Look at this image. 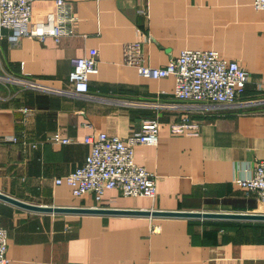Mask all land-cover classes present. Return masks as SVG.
<instances>
[{
    "label": "crops",
    "instance_id": "1",
    "mask_svg": "<svg viewBox=\"0 0 264 264\" xmlns=\"http://www.w3.org/2000/svg\"><path fill=\"white\" fill-rule=\"evenodd\" d=\"M65 1L77 22L59 41L12 44L0 29V192L67 209L264 214L257 194L236 181L264 157V10L254 0ZM55 2H34V24L47 22ZM137 29L151 39L142 44L147 64L165 67L186 49L216 50L250 73L245 93L213 110L177 99L174 77L145 78L123 63V45L139 39ZM90 49L99 71L88 93L75 94L71 59ZM183 116L196 128L173 133ZM147 119L159 122L158 144L136 146L134 159L156 176L155 199L115 188L99 204L93 194L75 197L56 183L84 163L86 135L126 139ZM57 135L71 141L55 142ZM0 225L9 264H264L260 220L41 212L0 199Z\"/></svg>",
    "mask_w": 264,
    "mask_h": 264
},
{
    "label": "built area",
    "instance_id": "2",
    "mask_svg": "<svg viewBox=\"0 0 264 264\" xmlns=\"http://www.w3.org/2000/svg\"><path fill=\"white\" fill-rule=\"evenodd\" d=\"M37 0H0V29H7L10 43H18L25 37L52 36L57 41L66 35L75 33L77 22L72 8L65 0H56V10L48 14L47 22H33V4ZM256 10H264V0H254ZM34 24V25H33ZM139 39L123 45V63L133 66L138 73L150 79L175 78L174 96L181 101L194 103L199 110H213L222 106H233L245 93L250 73L235 60L220 56L216 50L186 49L172 58L165 67H154L145 62L142 44L151 39L141 29H137ZM98 52L90 49L85 56L71 59L72 69L69 80L75 94L89 92V78L98 73ZM30 88H41L35 82L27 81ZM32 110L24 108L25 114ZM190 116L171 126L173 133H185L196 128ZM159 122L147 119L142 123L141 131L126 139L107 132L86 135L84 143L91 146L84 163L64 178H58L57 184L65 182L71 187L75 197L86 193L93 194L99 204L104 202L105 193L115 188L124 196H157L156 176L144 166L135 162V147L138 145L155 146L158 144ZM55 142L67 144L71 140L55 136ZM33 147H36L33 144ZM242 177L237 183L249 193H256L264 207V157L254 166H244ZM98 207V206H97ZM8 233L0 225V264H9L7 256ZM132 264H151L132 263Z\"/></svg>",
    "mask_w": 264,
    "mask_h": 264
},
{
    "label": "water",
    "instance_id": "3",
    "mask_svg": "<svg viewBox=\"0 0 264 264\" xmlns=\"http://www.w3.org/2000/svg\"><path fill=\"white\" fill-rule=\"evenodd\" d=\"M0 199H3L14 205L41 212H85V213H110V214H134V215H153V216H179V217H197L211 219H226L237 221H264V214L261 213H221V212H163V211H136V210H110V209H67L49 206H38L27 203L0 192Z\"/></svg>",
    "mask_w": 264,
    "mask_h": 264
}]
</instances>
